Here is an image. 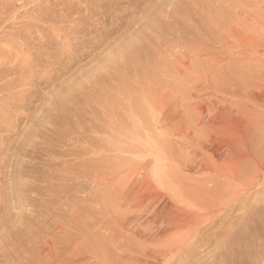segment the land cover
Segmentation results:
<instances>
[{
  "label": "rangeland",
  "instance_id": "374dc122",
  "mask_svg": "<svg viewBox=\"0 0 264 264\" xmlns=\"http://www.w3.org/2000/svg\"><path fill=\"white\" fill-rule=\"evenodd\" d=\"M215 119L264 149V0H0V264H163L146 236L168 201L211 210L187 189L217 170L183 165ZM243 168L225 214L264 231V175ZM201 249L189 263L219 252Z\"/></svg>",
  "mask_w": 264,
  "mask_h": 264
},
{
  "label": "bare ground",
  "instance_id": "6f19581e",
  "mask_svg": "<svg viewBox=\"0 0 264 264\" xmlns=\"http://www.w3.org/2000/svg\"><path fill=\"white\" fill-rule=\"evenodd\" d=\"M208 122H211V120ZM208 122L207 124H209ZM215 122H213L214 124L211 123L213 127L208 128L210 129V138H208V135L205 136L206 139H209H207V144L203 142L205 138H203L204 140L202 139L201 142H197L201 144L200 146L198 144V149L197 147L195 148L198 151L197 155L193 156L195 158H188L189 160L185 161V163L183 162L184 165L182 164L184 171L190 174L195 171H208L209 173H212L217 170L216 176L195 177L196 179L194 181L199 185L195 184L196 186H194L193 189H187V193L192 195L194 202L196 201L193 203V206H188H192L191 208L196 207L194 209H197L199 206L198 204H200L206 206L204 209L210 208L211 210L208 209L210 210L209 213H197L195 211L180 212L182 211L181 209L185 207L182 206L186 203L183 204L184 200L183 202L179 200L177 201L178 204L180 202L179 205H181V203L183 205L180 206L182 208L179 209L178 212V204L173 200V198H171L168 201L167 206H165L163 213L161 212L160 217L157 216L159 223H163V228L161 229L160 227V230L155 233L151 231L147 233L146 240L149 243L154 240V242H156V240L159 241V239L162 238L166 240L164 244L149 249L147 253L148 261L150 260L149 263H152L153 260L156 261L163 258V264H169L177 258L181 261V264H191L192 262H189L197 259L198 256L196 257V255H199L198 253L202 250L201 247H204L207 244L211 245L215 243L216 247L219 249L218 255L213 258L215 260L212 259V262L209 261L207 263H203L204 261L202 259L201 261L203 262L198 264H250V262L246 260L247 253L252 247H254L255 243L262 239L264 235L263 229L257 225L259 222L256 223L255 228H249V224L252 221L251 217H248L247 215L238 217V225L234 228L233 226H230L234 216L230 217L227 215L228 213L225 214V211L229 206L233 209H241L244 206L245 193L240 187L245 175V170L243 168L244 161L247 159L256 161L261 169V173L264 175V149L259 150L254 148L250 149V151L246 153V141L242 131H236L234 133L235 137L231 138L229 137L230 133L227 125L221 121L216 120ZM213 128V134H211V129ZM260 128L264 130V120L260 124ZM208 141L211 142V144H208ZM181 175L182 174H180V177L183 176L181 178L182 180L184 175ZM231 180L234 182H230ZM209 183L211 184L209 185ZM252 183L256 184L258 182ZM184 194H186V192ZM187 200L191 202L190 199ZM196 204L197 206H194ZM199 210L197 211L200 212ZM176 211L177 213H175ZM219 223L220 225L224 224L225 227L226 225H229L230 228L227 226L229 229H223L222 226L221 231L219 232L216 231L218 230L217 228L214 232L212 231L211 234L206 233L208 228L212 229L217 224L219 225ZM257 249L258 254H264V245H261ZM196 262L198 261L196 260ZM192 264H195V262Z\"/></svg>",
  "mask_w": 264,
  "mask_h": 264
}]
</instances>
